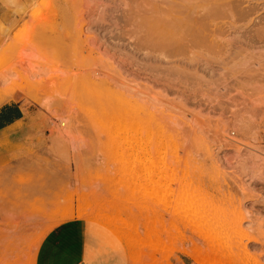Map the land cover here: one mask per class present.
<instances>
[{
  "label": "rangeland",
  "instance_id": "rangeland-1",
  "mask_svg": "<svg viewBox=\"0 0 264 264\" xmlns=\"http://www.w3.org/2000/svg\"><path fill=\"white\" fill-rule=\"evenodd\" d=\"M7 103L41 132L0 141V264L73 219L122 264H264V0H0Z\"/></svg>",
  "mask_w": 264,
  "mask_h": 264
},
{
  "label": "crops",
  "instance_id": "crops-1",
  "mask_svg": "<svg viewBox=\"0 0 264 264\" xmlns=\"http://www.w3.org/2000/svg\"><path fill=\"white\" fill-rule=\"evenodd\" d=\"M34 116L35 112L23 104L0 106V141L10 147L35 146L38 140L34 138L39 136L41 128L34 122ZM101 231L98 225L85 219L66 221L45 236L35 264H95V259H111L108 264L124 263L125 251L115 253L112 238Z\"/></svg>",
  "mask_w": 264,
  "mask_h": 264
},
{
  "label": "bare ground",
  "instance_id": "bare-ground-1",
  "mask_svg": "<svg viewBox=\"0 0 264 264\" xmlns=\"http://www.w3.org/2000/svg\"><path fill=\"white\" fill-rule=\"evenodd\" d=\"M163 14H164V13H163ZM161 15H162V14H161ZM162 21H163V20H162ZM173 21H175V20H173ZM156 24H157V23H156ZM163 24H164V22H163ZM168 24H169V23H168ZM172 26H173V24H172ZM172 26H171V27H172ZM167 27H168V26H167ZM171 27H170V28H171ZM24 90H25V89H24ZM19 91H20V90H19ZM2 92H3V91H2Z\"/></svg>",
  "mask_w": 264,
  "mask_h": 264
}]
</instances>
